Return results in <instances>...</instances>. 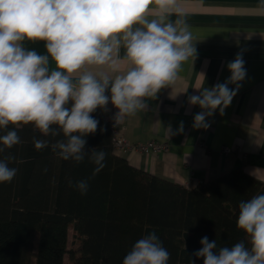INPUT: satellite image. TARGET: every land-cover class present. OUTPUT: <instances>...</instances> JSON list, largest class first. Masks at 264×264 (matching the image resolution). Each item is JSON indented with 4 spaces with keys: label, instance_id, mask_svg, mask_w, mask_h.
I'll use <instances>...</instances> for the list:
<instances>
[{
    "label": "clouds",
    "instance_id": "clouds-1",
    "mask_svg": "<svg viewBox=\"0 0 264 264\" xmlns=\"http://www.w3.org/2000/svg\"><path fill=\"white\" fill-rule=\"evenodd\" d=\"M173 13L182 16L178 0H0V153L21 143L9 125L32 124L44 137L62 136L51 143L61 159L78 164L87 157L95 165L93 177L99 173L106 153L85 151V137L99 126L90 114L98 108L107 111L111 104L117 110L114 126L120 124L145 108L146 97L155 99L161 89L174 84L183 62L195 59L190 26L182 18L170 21ZM26 40L45 41L47 55L27 50ZM244 65L237 53L227 64V80L188 97L190 105L201 109L193 118L194 128L209 127L206 117L217 109L223 114L231 104L247 75ZM93 67L106 71L94 74L88 70ZM33 143L37 150L50 145L36 137ZM14 159H0V183L16 176L17 169L9 167ZM74 187L84 195L89 184L80 180ZM236 225L250 247L243 241L218 247L205 236L192 255L203 258V264H264V194L239 203ZM169 259L152 232L134 243L123 264H168Z\"/></svg>",
    "mask_w": 264,
    "mask_h": 264
},
{
    "label": "trees",
    "instance_id": "trees-1",
    "mask_svg": "<svg viewBox=\"0 0 264 264\" xmlns=\"http://www.w3.org/2000/svg\"><path fill=\"white\" fill-rule=\"evenodd\" d=\"M90 115L99 126L85 137V151L106 153L94 177L87 157L77 164L52 150L62 136L44 137L32 124L8 126L21 143L0 153V159L14 156L9 167L17 169L11 182L0 183V264L32 258L33 264H123L134 243L152 232L170 253L168 264H203L192 254L205 236L218 247L241 241L250 247L236 221L241 201L264 194L261 181L239 167L194 186L145 172L111 149L109 120ZM33 137L50 145L37 150ZM80 180L89 184L84 195L74 187Z\"/></svg>",
    "mask_w": 264,
    "mask_h": 264
},
{
    "label": "crops",
    "instance_id": "crops-1",
    "mask_svg": "<svg viewBox=\"0 0 264 264\" xmlns=\"http://www.w3.org/2000/svg\"><path fill=\"white\" fill-rule=\"evenodd\" d=\"M178 7L182 16L173 13L168 19L182 18L190 26L195 59L182 63L174 84L161 89L155 99L146 97L144 109L116 125L129 142L167 141L168 150H131L122 156L138 169L185 186L236 167L264 184V0H178ZM23 46L47 55L45 41L26 40ZM124 53L122 47L120 55ZM237 53L242 54L247 75L231 104L223 114L217 109L206 117L209 127L194 128L193 118L201 109L190 105L188 97L227 80V64ZM49 68L55 69L51 57ZM107 108L96 111L113 120L117 110L111 104ZM181 122L183 130L178 131Z\"/></svg>",
    "mask_w": 264,
    "mask_h": 264
},
{
    "label": "built area",
    "instance_id": "built-area-1",
    "mask_svg": "<svg viewBox=\"0 0 264 264\" xmlns=\"http://www.w3.org/2000/svg\"><path fill=\"white\" fill-rule=\"evenodd\" d=\"M109 123L112 131V135L110 136L111 149L117 154H124L131 150L145 154H158L168 150L169 144L167 141L148 140L145 142H129L126 137L122 136L123 134L119 128H117L116 125L114 126L113 120H109Z\"/></svg>",
    "mask_w": 264,
    "mask_h": 264
},
{
    "label": "rangeland",
    "instance_id": "rangeland-1",
    "mask_svg": "<svg viewBox=\"0 0 264 264\" xmlns=\"http://www.w3.org/2000/svg\"><path fill=\"white\" fill-rule=\"evenodd\" d=\"M68 232H69V234H68L67 237H69V242H70V239H71L70 235H72L71 228H69V231ZM32 261H33V258L31 259L30 264H33Z\"/></svg>",
    "mask_w": 264,
    "mask_h": 264
}]
</instances>
